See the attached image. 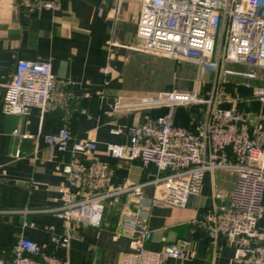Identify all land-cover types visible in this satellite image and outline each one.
I'll return each instance as SVG.
<instances>
[{
  "label": "built area",
  "instance_id": "1",
  "mask_svg": "<svg viewBox=\"0 0 264 264\" xmlns=\"http://www.w3.org/2000/svg\"><path fill=\"white\" fill-rule=\"evenodd\" d=\"M17 1L28 10H56L61 0ZM133 48L211 73L209 91L201 95L196 89H169L113 97L114 111L166 109L162 115L128 126L127 143H108L105 148L114 158L137 159L162 172L147 182H114V170L92 156L95 139L72 138L66 122L43 135L50 150L70 152V158L60 165L65 185L56 213L65 220L98 227L109 207L118 214L119 232L147 240L154 203L183 207L190 195L199 192L206 172L226 171L235 176L229 204L204 210L199 221L212 242L221 236L237 243L232 262L264 264V110L239 109L242 98L232 97L226 89L232 84L236 91L241 85L250 90L251 100L264 104V0H142ZM62 85L49 61L17 59L4 87L0 111L46 110ZM179 105L199 107L191 128L173 124ZM111 132L117 135L120 130ZM149 185L151 195L145 192ZM54 240L64 245L68 237ZM182 257L175 244L158 250L139 246L121 252L117 264H161L167 258ZM0 264L62 261L44 245L20 236L9 257L0 255Z\"/></svg>",
  "mask_w": 264,
  "mask_h": 264
},
{
  "label": "crops",
  "instance_id": "2",
  "mask_svg": "<svg viewBox=\"0 0 264 264\" xmlns=\"http://www.w3.org/2000/svg\"><path fill=\"white\" fill-rule=\"evenodd\" d=\"M141 2L61 0L56 10H28L17 0H0V106L17 59L49 61L55 79L63 83L46 110L31 107L27 114L0 111L1 256L9 257L23 236L44 245L62 264H117L121 252L139 246L158 250L167 244L178 246L183 257L167 258L161 264H241L231 261L237 243L221 236L212 242L199 221L204 210L229 204L235 178L230 172H206L199 192L190 195L183 207L154 203L147 240L119 232L118 214L109 207L98 227L65 220L55 211L65 185L60 165L70 158V152L50 150L43 135L55 132L64 122L72 138L95 139L92 156L114 170V182L143 183L162 174L154 165L114 158L105 151L108 143H127L128 126L166 111L164 107L122 111L112 107L116 94H144L130 87L127 79L145 77L148 70H154L155 56L133 48ZM183 72L191 73L190 79L175 73L170 89L193 88L201 94L199 75L206 74L207 86L212 77L209 72L195 74L193 69ZM226 89L232 97L242 98L239 109L264 110V104L249 98L250 90L245 87L233 91L234 86L228 84ZM199 113V107L176 106L173 124L191 128ZM114 129L120 133L113 134ZM145 192L151 195L153 187L146 186ZM58 236H67V243H56Z\"/></svg>",
  "mask_w": 264,
  "mask_h": 264
},
{
  "label": "rangeland",
  "instance_id": "3",
  "mask_svg": "<svg viewBox=\"0 0 264 264\" xmlns=\"http://www.w3.org/2000/svg\"><path fill=\"white\" fill-rule=\"evenodd\" d=\"M154 70L150 69L148 70L146 76H139V77H133V78H128L127 82L128 85L134 89H137L139 91H143L142 93L144 94H149L161 90H169L170 89V82L173 81V76L176 73L178 78H184L185 80L191 76V73H185L183 71L189 70L191 71L193 69V72L195 74L198 73V69L195 65L193 64H178L174 62L173 60L169 58H164V57H154ZM206 74H201L199 75L200 80H201V88L203 89V92L201 94H206L209 91L210 85L204 81L206 79L205 77ZM187 79V80H188ZM180 80V79H178ZM238 81H242L241 78H236ZM183 82L184 85H191V83H187V81H180ZM209 82V81H208ZM192 85H195L193 82ZM232 85V84H230ZM233 86V85H232ZM232 88V87H231ZM230 88V89H231ZM233 89V88H232ZM231 89V90H232ZM194 90L193 88L189 89L188 91ZM200 93V92H199ZM186 110L188 109L185 107ZM189 111V110H188ZM192 112V110H190Z\"/></svg>",
  "mask_w": 264,
  "mask_h": 264
}]
</instances>
